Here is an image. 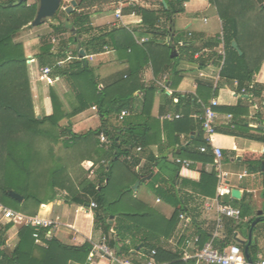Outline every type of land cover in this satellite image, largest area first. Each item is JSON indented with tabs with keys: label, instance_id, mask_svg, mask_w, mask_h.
<instances>
[{
	"label": "trees",
	"instance_id": "obj_1",
	"mask_svg": "<svg viewBox=\"0 0 264 264\" xmlns=\"http://www.w3.org/2000/svg\"><path fill=\"white\" fill-rule=\"evenodd\" d=\"M75 1L70 12L61 7L49 18L57 19V23L51 25L52 32L63 36L53 41L41 36L43 41L36 56L39 68L48 66L53 78L63 77L69 82L76 102L66 111L57 92L50 89L52 111L39 116L34 108L25 45L15 40L25 27L33 26L39 3L0 0V203L25 215H37L42 206L65 190L68 201L83 205L96 202L94 227L102 231L107 246L116 256L127 258L138 252L149 256L156 250L153 256L159 264H195V259H183L185 250L191 242H194L193 252L202 249L211 239L214 228H204L194 217L180 234L176 246L168 244L169 239L178 235L181 213L190 215L191 212L188 204L192 196L178 189L176 184V175L184 167L176 159L193 160L190 167L194 169L201 166V180L192 183L195 191L205 196L216 194L215 172L203 168L215 162V155L205 139L202 120L194 115L204 112L209 105L208 99L218 94L220 85L214 87L199 82L196 94L182 95L176 92L182 76L174 65L181 59L200 67L217 65L221 67L222 80L237 81L236 90L243 95L237 105L214 107L219 112L232 114L227 125L217 126L216 140L244 137L264 141V135L257 134L264 132L263 121L251 127L247 119L251 104L264 94V84L254 78L264 62V0H208L222 19V35L208 39L202 47H194L191 41L181 45L175 41L179 52L175 57L171 56V28L174 16L185 10L184 4L189 0H163L159 10L125 4L124 14L142 17L141 34L149 36L142 43L137 42L134 31L126 26H93V12L118 0ZM95 8L98 9L93 10ZM67 33L69 35L65 36ZM233 41L237 42L242 54L232 46ZM78 44L79 48L73 51L74 59L60 65V61L67 58L70 47ZM105 46L114 49L119 59L128 65L102 82L94 74L87 56L104 52ZM222 47L225 54L221 53ZM147 67H152L155 78L168 70L167 80L174 91L162 89L161 92L165 103L172 105L173 114H182L180 118L168 120L153 115L159 87L155 81L146 83L143 80ZM243 89L246 92L241 93ZM92 107L97 108L100 126L74 132L70 119ZM123 110L130 114L121 118ZM64 119L69 120L68 124H61ZM102 130L107 137L103 146L98 138ZM184 134L189 139L185 145L182 142ZM50 143H61L63 154L55 153ZM154 145L159 146V155L150 149ZM139 146L142 151L137 153L135 150ZM202 146H207L208 150L201 151ZM168 153L174 157L172 162ZM144 155L150 166L147 173H154V168L160 166L152 186L159 197L174 206L170 218L135 196L134 185L140 179L136 168ZM85 160L92 164L80 167ZM102 160L106 163H101ZM245 161L251 171L264 175L261 160ZM95 164H98L95 177L84 178L83 174ZM77 166L82 170L80 175L72 171ZM168 172L171 173L169 179L164 176ZM11 190L22 195L23 200L12 197ZM233 200L235 206L241 208L243 219L253 215L246 197ZM254 220L255 217L248 220L249 229ZM234 224L235 221L229 226L225 224L227 235L214 240L217 248L230 245L232 239L238 242L233 234ZM258 225L259 222L252 228L253 240L249 247L253 261L259 256V244L254 238ZM13 226V222L0 223V264H90L91 243L76 246L56 237L47 239V227L42 228L36 238L34 227L19 226L18 242L11 248L7 246V237ZM240 244L245 247L241 241ZM143 262V259L135 260V263Z\"/></svg>",
	"mask_w": 264,
	"mask_h": 264
},
{
	"label": "crops",
	"instance_id": "obj_2",
	"mask_svg": "<svg viewBox=\"0 0 264 264\" xmlns=\"http://www.w3.org/2000/svg\"><path fill=\"white\" fill-rule=\"evenodd\" d=\"M134 1L137 2V5L154 10H159L161 8V3L163 2V0ZM184 6L185 10L182 13H178L174 16L173 27L171 28L173 32L170 36V41L173 42L172 50L175 49L177 51V56L179 52L175 41L180 45L184 42L191 41V45H193L194 47H202L208 41V39L217 37L218 35L221 36L223 33L222 19L220 18L216 7L208 0H189L185 2ZM117 10L118 8H116L114 13H105L103 12V10H100L92 16L93 18H95V22L101 27H107V25L105 24L109 23L111 24V27L123 25V27L126 26L130 28L132 31H134V38H136L138 43H142L143 38L148 39V35L141 34L143 33L141 29H143L144 27L141 26L142 17L140 15H136L134 13H123L122 18H117L115 14ZM72 46L79 47L80 44ZM38 52L39 49L37 53ZM90 55L91 56L88 58V63L95 70L96 75L100 78L99 81L102 82H106L114 75L122 72L127 68L128 65L126 62L119 59L116 51L112 48H107L102 53H93ZM174 67L175 70L178 71L182 76V81L180 82L176 90V92L182 95L189 93L196 94L198 83L201 82L207 85H213L214 87L220 85L218 94L215 97L211 96L208 99L209 104L213 98H216L218 100L219 106H235L243 97V95L238 93L236 90V81L226 82L225 80H222L220 78V66L208 65L205 67H200L195 62L181 59L176 62ZM29 74L31 77L30 82L33 88L34 98L38 100L39 105L40 102H42V106L46 114L51 113L52 111V105L49 96L50 89H54L57 92L66 111H70L72 109L71 108L70 110H68L66 105L72 107L75 104L76 99L67 80L61 77L54 80L55 82L52 85L47 84L46 81L38 78V73L36 72L35 66L31 67ZM164 75H166L167 78L169 77L168 70L167 73L165 72L158 78H155L152 67H147L143 73V80H145L146 83L155 81L157 85L159 82L164 83L165 87L168 88L167 91L173 92L174 90L170 88V82L168 80L164 82ZM254 78L258 83L264 84V62L262 63L259 72L255 75ZM162 89L159 87V90L156 93L155 103L153 107V115L158 118H161L166 113L173 114L172 105L165 103V98L161 92ZM263 101L264 94L261 98H256L253 104H251L250 106V114L247 119L251 127L258 126L260 121H263V125L261 127H264V106L262 105ZM219 113L220 118L218 121H220V125H227L228 123L224 124L223 122H229V119L227 118L228 113ZM257 113H259V116H256ZM68 122L69 120L66 119V123L62 125L68 124ZM70 122L73 131L76 133H81L89 129L98 128L101 124L97 108L94 107L72 117L70 119ZM257 134L261 136L264 135V132H258ZM182 142L184 145L189 142V139L185 134L182 135ZM214 144L221 147L223 151V159L221 162L222 168L225 171L231 173V176L228 179L229 187L231 189L240 190L241 198L243 196L246 197L247 200L251 202V205L255 207L253 208L254 210H256L255 215L253 214L246 217L244 221L248 222L249 219L255 217V220H257L256 223L259 222L260 224L261 222H264L262 221V219H264V205H262L263 200L260 199V193L264 191V188L262 186V184L264 183V175L260 171H251L249 163L245 161V159H250L252 162L257 160H261L262 162L264 161V141H257L244 137H233L232 139H230L229 137H221L216 140L214 136ZM150 149L156 155L160 154V148L158 145H154ZM135 152L138 153L140 151L135 150ZM168 155L169 161L172 162V160H174V157L169 153ZM90 162V160L84 161V163ZM149 167V163L147 162L144 155L142 157L141 163L138 164V167L136 168L137 171L140 172V179L137 181L139 182V185L134 188L135 196L150 207L157 209L167 218H170L175 210L174 206H171L161 197H159L155 192V188H153L152 186V179L155 173L159 171L160 166L154 168V173H147ZM200 167L194 169L184 166L176 175V184L178 189H182L192 196V198L190 199L191 201L188 204L189 208L191 209L190 215L185 214L190 222L192 221V218L197 217V220L204 228L212 229V226L213 228L215 227V221L217 218V210L215 206L217 192L214 196H205L195 191L194 185L192 183H197L201 180L202 173ZM203 168L207 172H212L214 171V164H206L205 166H203ZM244 171H248V175L240 179L238 177V174L243 173ZM87 174V178L89 179L94 178L96 175V173H94V176L92 177L90 173ZM169 174L171 173H165V178L169 179ZM249 176L252 178V180L250 181L247 180V177ZM67 194L68 193L65 190L59 191L57 198L42 206V208H40L37 213L43 218L56 221V227H54L53 229V237L58 238L61 242L68 245L81 246L85 245L86 242H89L94 247L97 244H101L103 242V239L104 243L107 245L102 231L97 230L94 227V209L88 208L89 204L83 205L66 200ZM68 198H70V196H68ZM233 199L238 198H229L230 203L235 206ZM208 205L212 206L211 209L207 208ZM233 221L235 220L227 217L225 218V224L228 226L233 224ZM189 225L190 223H187L183 219H181L178 228V235L175 238L169 239L168 244H170L171 246L176 245L177 239L180 237V234L182 232H185L186 228ZM226 232L227 227L225 226V233ZM17 233L18 227L14 233H8L7 246L11 247L10 245H12V247H14L17 244ZM226 235L224 237H226ZM248 238L239 239L238 236L237 241L240 243V241L242 240L247 241ZM256 240L259 244L258 254L259 256H264V239L262 233L258 235ZM235 241L236 240L232 239L231 244ZM240 245L242 246V244ZM242 248L244 247L242 246ZM192 250H194V242H191L187 250L185 251L189 253H195ZM147 257L148 256L144 255V253L138 252L134 256L127 258L135 262V260L140 261L142 259L143 261H145ZM89 262L90 264H112L113 261L112 258L108 255L102 256L99 253H95L92 255V259L89 260ZM71 264L79 263L72 262Z\"/></svg>",
	"mask_w": 264,
	"mask_h": 264
},
{
	"label": "built area",
	"instance_id": "obj_3",
	"mask_svg": "<svg viewBox=\"0 0 264 264\" xmlns=\"http://www.w3.org/2000/svg\"><path fill=\"white\" fill-rule=\"evenodd\" d=\"M128 5H134L137 4L136 1L131 0ZM125 6L124 2L121 3V7L118 8L116 14L117 18H122L123 17V7ZM147 38H143V41H146ZM79 48V47H78ZM108 47L105 46V49ZM73 51L67 52L68 58H71V54ZM221 53L225 54L223 47L221 48ZM91 55L87 56V59ZM84 58V57H82ZM67 59V58H66ZM65 59V60H66ZM60 65L64 64V60L60 61ZM42 74H41V79L46 81L47 84L52 85L57 78H53L51 76V68L50 67H43L41 68ZM164 82L167 81V76L164 75L163 77ZM237 83V81H236ZM158 86L162 89L168 90V88L165 87L164 83H158ZM246 92L245 89L242 90L241 93ZM262 105L264 106V101L262 102ZM219 106L218 100L216 98H213L210 101V104L208 106H205L204 112L201 114H195L194 116L202 120V127L205 132V139L207 141V144L210 145L211 150L213 154L215 155V162L214 164V172L215 176L218 179V186H217V194H216V210H217V218L215 221V227L214 231L212 234L211 239L203 246L202 249L196 251L195 253H189L185 251L183 259L186 261L188 259H195V264H250L244 248L240 245L239 242H234L226 247H223V249L217 248L214 245V240L219 237H224L226 235L225 233V218H231L235 221H241L242 218V211L240 207L233 206L229 198H235L232 195V189L229 187L228 184V179L231 176V173L228 171H225L222 168V159H223V151L221 147L217 146L214 144V136H215V130L217 126L220 125V113L219 111L215 110L214 107ZM96 108V107H94ZM130 112L128 110H123L121 112L120 117L123 118L126 115H129ZM182 116L181 113H166L164 114L161 118L163 119H168V120H173V119H178ZM227 118L231 120L232 114H227ZM224 124L228 122H223ZM100 145L103 146L107 142V137L102 130L99 135H98ZM201 151L206 152L208 150L207 146H202ZM137 151H142V147H137ZM130 158V157H129ZM176 162L179 164H182L186 167H190L192 165L193 160L187 159V158H177ZM101 163H106L105 160H102ZM95 167L94 166L90 172L91 174L95 173ZM246 175H248V171H244L243 173L238 174V177L240 179L244 178ZM97 207V204L95 201H92L89 204L88 208H94ZM211 205H208L207 208L211 209ZM0 213H2V216L4 218H7L9 222H13L14 225L22 226V225H27V226H32L35 228V233L34 236L36 238L39 237V232L42 228H49V230L46 233V238L51 239L53 237V229L56 227V221L43 218L41 216L37 215H25L23 213L17 212L13 209H10L9 207L3 205L0 203ZM180 218L183 219L185 222L190 223V220L188 217L184 214L181 213ZM245 220V219H244ZM234 237L238 239L239 233L237 230H234ZM95 253H99L102 256L108 255L112 258L113 262H116L118 264H139L135 263L129 258H120L115 255V252L111 250L105 243L104 239L101 244H97L91 249L90 255H89V260L92 259V255ZM154 254H156V250L152 251V254L147 257V259L142 263V264H159L154 258ZM254 264H264V256H258L257 260H254Z\"/></svg>",
	"mask_w": 264,
	"mask_h": 264
},
{
	"label": "rangeland",
	"instance_id": "obj_4",
	"mask_svg": "<svg viewBox=\"0 0 264 264\" xmlns=\"http://www.w3.org/2000/svg\"><path fill=\"white\" fill-rule=\"evenodd\" d=\"M129 1H131V0H118L117 2H113L111 4H107V5H104V6L100 7V10L101 11L103 10V12H105V13H114L116 8H120L121 7V3L124 2V4H127V3H129ZM36 2H37V0H29L28 4H34ZM71 2H72V0H62V2H61L62 9L66 10L68 7L72 6ZM96 9H98V8H95L93 10H96ZM99 11L96 10V11L93 12V14H95L96 12H99ZM91 20H92V24H93L94 27H101L95 22V18H93V16H91ZM201 22H202V20H201ZM52 23H57V19H48L41 25H33L32 27H25L17 35V37L15 39V40H18V41H22L24 43L25 49H26L27 58H28V72L30 73L31 67L35 66L36 72L38 73V75H37L38 78L41 77L42 70H41V68H39L38 59H37L36 53H37V51L39 49V46L42 44V41H43L42 38L49 39V40L53 41L54 40L53 38H55V37L58 38V37H62L63 36V35L59 36L58 34L52 32V27H51ZM105 25H107V27H111V24H109V23L108 24L106 23ZM68 35H69V33L65 34V36H68ZM41 36H42V38H41ZM75 49H78V47L77 46H72V47H70L69 51H74ZM74 57L75 56L72 53L71 54V58L67 57L66 60L64 59V64H67V63L71 62L74 59ZM93 71H94V74L96 75V72H95L94 69H93ZM29 76H30V74H29ZM32 93H33V88H32ZM33 102H34L35 113L38 114V115H44L45 112H44V108L42 106V102H40V105H39L38 100L34 98V94H33ZM66 106H67L68 110H70L72 108V107H69V105H66ZM64 123H66V119L61 121V124H64ZM50 144H51V146H52V148H53L55 153H57L58 155H62L63 154L64 150H63V147H62L61 143H50ZM45 148H46L45 150L48 149L47 146ZM89 164H92V162L83 163V164L80 165V167L84 166L86 168V167H88L87 165H89ZM97 167H98V165H96L95 169ZM72 171H76L77 173H75V174H79V175H80V173H82V170H80V168L78 166H77V169L72 170ZM87 173L91 174L90 171L89 172H85L83 174L84 178L87 177V175H88ZM91 176L93 177L94 174H91ZM247 180L250 181V180H252V178L249 176V177H247ZM262 186L264 188V183L262 184ZM260 199L263 200V204H264V191H262L260 193ZM247 202H249V201L247 200ZM249 203H250V206H252L251 202H249ZM252 208H255V207L252 206ZM255 212H256V210L253 209V214L254 215H255ZM8 222H9V220L7 218H4L2 216V213H0V223L5 224V223H8ZM234 225H235V229H237V232L239 233V239H247L249 237V233H250L251 228L249 229V224H248L247 221H244V219H242L241 221H235ZM16 226L19 227L18 225H14L9 230L8 233H12V232L14 233L16 231V229H17ZM261 233H262L263 239H264V222H261L258 225V227L256 228V230L254 231V238H257L258 235L261 234ZM10 244H11V242H10ZM10 246H11V248H13L12 245H10ZM174 246H176V245H174Z\"/></svg>",
	"mask_w": 264,
	"mask_h": 264
},
{
	"label": "water",
	"instance_id": "obj_5",
	"mask_svg": "<svg viewBox=\"0 0 264 264\" xmlns=\"http://www.w3.org/2000/svg\"><path fill=\"white\" fill-rule=\"evenodd\" d=\"M23 1H29V0H20V2ZM39 3L38 6V11H37V15L34 19V21L32 22V25H39L44 23L46 20H48L49 18L53 17L55 15V13L59 10V8L61 7V2L62 0H37ZM73 5H76V1L72 0V6L68 7L66 9L67 12H70L73 9ZM232 46L238 50V52L240 54H242V51L239 49V46L237 44L236 41H233ZM81 52H83L82 49H80ZM172 57L177 56V51L175 49L172 50ZM262 163V168L264 169V161L261 162ZM139 185V182H136L134 188H136ZM10 195L12 197H14L17 200L22 201L23 200V196L20 195L19 193L11 190L9 191ZM232 195L235 198L240 199L241 198V192L238 189H232ZM257 220H255L252 224V228L253 226L256 224ZM251 228L250 233H249V238L247 240V242L245 240H242L241 242L243 244H245L244 250H245V254L250 262V264H254L253 259L250 256V252H249V247L250 244L252 243L253 240V229Z\"/></svg>",
	"mask_w": 264,
	"mask_h": 264
}]
</instances>
